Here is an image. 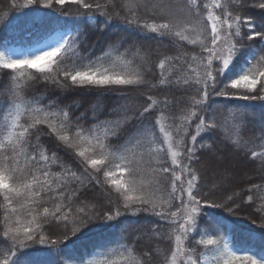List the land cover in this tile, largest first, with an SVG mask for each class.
Here are the masks:
<instances>
[{"label":"snow or ice","instance_id":"1","mask_svg":"<svg viewBox=\"0 0 264 264\" xmlns=\"http://www.w3.org/2000/svg\"><path fill=\"white\" fill-rule=\"evenodd\" d=\"M10 8L43 13L55 36L0 50V264H264V183L212 198L235 185L229 149L264 181V119L245 135L250 113L264 112V0ZM81 26L115 30L102 55L81 52ZM40 83L94 98L77 114L83 101L29 96ZM244 206L261 223L238 241L224 220ZM141 214L154 222L130 230L121 219Z\"/></svg>","mask_w":264,"mask_h":264},{"label":"trees","instance_id":"2","mask_svg":"<svg viewBox=\"0 0 264 264\" xmlns=\"http://www.w3.org/2000/svg\"><path fill=\"white\" fill-rule=\"evenodd\" d=\"M18 2L22 3L23 0H18ZM64 8L69 12L76 11V6L74 5H65ZM249 11L255 15L260 14L259 9H250ZM42 16L43 13H29V9H11L10 0H0V49L4 48L5 46L7 47L12 45H19L25 49H28L42 43L45 39L55 34V32H46L45 29L41 27ZM81 27L84 29L86 35V38L81 45V52L83 53L91 49L94 55H102V52L107 49L109 39L112 37V31L115 30L100 31L91 26ZM41 37H43V39H41ZM112 38L114 39V37ZM155 59L156 58L153 57L154 61ZM154 72H157L155 68ZM0 81H2L0 82V90H3L8 83V77L0 75ZM45 91H47L48 97L51 99H56L59 97L61 102L64 104L71 103L73 100H75L77 103L83 101L84 106L77 110V114L84 111V108L88 106L87 102L94 98L83 92H73L71 94L63 93L59 90H54L51 87L46 88L43 83L36 84L34 90H30L28 95H37ZM133 95H135V93H133ZM177 95H179V93H177ZM213 99L217 103H226L230 108L237 105H242L244 103L243 101H226L224 98L220 97H214ZM114 100V96H109L104 102L107 106L111 107L113 106ZM47 102L48 99L45 98L43 103L46 104ZM133 103L142 104L143 99L134 100ZM262 119H264V112L258 108L252 111L249 115L250 124L245 132V135L258 134ZM41 142L49 144V146L51 145V141L43 136L41 137ZM60 155L63 156L64 153L61 152ZM228 165L238 166L235 185L230 187L227 192L221 191L216 193V195L212 198L217 203L222 202L226 195H231L233 190L241 191L242 189L247 188L250 184L264 183L259 173L255 170V165L246 163L241 157L233 153L231 149H229L228 158L224 161L223 166ZM242 195L244 198H246L247 193H242ZM257 203H259V201H257ZM254 207L255 206H244L243 209L239 211L234 217H229V214L226 212L223 213V216L229 217L228 219L224 220V224L229 231L233 230V222L235 221L234 231L238 241H247L250 230L256 228L261 223L260 216L254 211ZM211 212L219 213L220 210L213 209ZM121 219L125 224L130 226V230L138 228L141 225L149 224L155 220V218H151V220H149L145 218L143 214H141L140 217H122ZM253 221H255V224L252 223ZM96 223H99V221ZM95 231L97 230L94 229V232ZM105 234L107 235L108 233L106 232ZM258 241L259 236L257 235L254 242ZM243 246L247 247V243H245Z\"/></svg>","mask_w":264,"mask_h":264},{"label":"rangeland","instance_id":"3","mask_svg":"<svg viewBox=\"0 0 264 264\" xmlns=\"http://www.w3.org/2000/svg\"><path fill=\"white\" fill-rule=\"evenodd\" d=\"M54 36H55V34H53L52 36H50L47 39H45L42 43L37 44V45H35L33 47H30L28 49H25V48H23L22 46H19V45H12V46H7V47L8 48H16L18 51H25V50H29V49H33L34 50L35 48L40 47L43 43L50 42L51 37H54ZM0 50H4V48H1Z\"/></svg>","mask_w":264,"mask_h":264}]
</instances>
